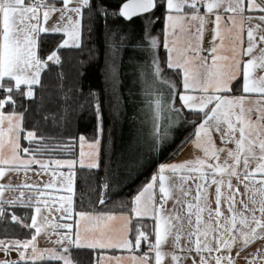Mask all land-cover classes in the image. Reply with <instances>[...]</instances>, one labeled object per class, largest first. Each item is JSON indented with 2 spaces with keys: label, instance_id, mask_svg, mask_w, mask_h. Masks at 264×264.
<instances>
[{
  "label": "snow or ice",
  "instance_id": "1",
  "mask_svg": "<svg viewBox=\"0 0 264 264\" xmlns=\"http://www.w3.org/2000/svg\"><path fill=\"white\" fill-rule=\"evenodd\" d=\"M57 12V22L48 26ZM213 15V37L204 47L206 25ZM96 18L105 29L104 51L97 45L92 55L103 56L105 87L89 88L85 94L82 83L76 86L85 102L91 101L95 118L88 162L83 135L78 160L53 159L52 153L70 152L76 138L61 140L41 127L62 128L69 116L67 106L51 115L52 109L44 103L42 75L56 70L61 94L65 101L70 99L72 89L63 90L59 70L61 50L80 49L85 28L90 37ZM157 24L160 29L155 33ZM224 30L231 34L227 52ZM50 35L55 47L42 55ZM261 45L264 0H60L59 5L55 0H0V224L11 222L27 229L23 239L0 238L4 253L0 264H38L46 258L74 264V247L101 255L106 250H127L134 264H237L250 245L264 242V75L256 74L257 69L264 70ZM126 49L131 54L125 60ZM125 64L133 69L127 94L140 97L130 100L131 116L120 91L122 77L128 74ZM104 94L111 97L110 118H115L107 130ZM251 94H257L254 100ZM125 120L130 124L127 141L123 140ZM117 122L119 150L113 135ZM184 124L192 125L189 138L202 154L179 163L157 162L158 154L185 130ZM214 134L223 146H217ZM221 153L226 154L223 159ZM45 154L50 158L44 159ZM78 165L103 168L100 205H105L108 192L134 180L145 168L155 170L131 198L127 211L77 212ZM64 167L67 171L60 170ZM29 172H47L59 182L28 183ZM20 173L25 176L23 184L3 182L9 174ZM53 189L66 194L57 197ZM169 200L174 201L171 209ZM184 205L182 216L177 206ZM21 210L27 211L18 214ZM56 213L63 223L53 221ZM117 216L123 218L121 228L109 229ZM83 221L95 229H80ZM44 231L49 240L56 237L52 241L56 247L38 246ZM13 251L18 258H11ZM246 259L248 264L257 260L264 264V244Z\"/></svg>",
  "mask_w": 264,
  "mask_h": 264
},
{
  "label": "trees",
  "instance_id": "2",
  "mask_svg": "<svg viewBox=\"0 0 264 264\" xmlns=\"http://www.w3.org/2000/svg\"><path fill=\"white\" fill-rule=\"evenodd\" d=\"M57 5L60 4V0H55ZM85 25L88 21L85 19ZM111 23V22H109ZM94 31L89 37L87 30L85 28V37L83 46L80 49H64L61 50L63 58V67L59 69L63 72V90L68 91L69 88L72 91L69 93L70 99L65 101L64 96L61 94L60 80L58 77L57 71L54 70L51 73L42 75V79L45 83L44 89V103L50 109H52L51 115H56V110L63 106L68 107V121L62 128H45L43 125L41 127L48 135H59L61 140H66L67 137H75L73 148L70 152H57L52 153L51 158H73L77 159L79 157V136L83 135L86 140L91 141L94 136V126L95 118L91 113L90 104L91 101L85 102V97L76 92V86L80 83L83 84V91L86 94L89 88L96 90H101L105 87V81L103 76L104 61L103 56L99 59H95L92 55V49L94 46H99L100 52L104 51V36L105 29L102 25V22L99 18H96L94 21ZM160 25L157 24L155 28V33H158ZM57 36L59 34H56ZM55 47V40L49 37L47 43L43 45V50L41 52L44 55L47 52H50ZM131 54L130 49L125 50V60L127 56ZM125 71L128 73L126 76L122 77L123 85L120 89L123 93L124 107L127 110V115L131 116L133 114V105L130 102L131 99L139 100V96L129 97L127 90L131 87V81L133 79V69L131 66L125 64ZM83 73V77H81ZM138 91V87L134 89ZM2 95V92H0ZM102 108L105 115V129L113 124L114 117L110 118V105L111 97L107 94L101 96ZM83 104V107L80 105ZM35 108V105H32ZM137 108L140 107L139 104L136 105ZM7 110V109H6ZM19 110V109H18ZM123 115V113H122ZM189 119H195L194 117H189ZM130 124L127 120L124 123V136L123 140H128V129ZM119 128V123L117 122L114 126L113 135L115 137V147L119 150L122 147L121 137L116 134V129ZM181 134L175 136L171 143H169L166 148L158 154L157 162L165 163L174 158H176L181 151L191 142L189 137L192 136L194 129L191 124H184ZM40 133L38 132V135ZM23 146H27V142L21 141ZM52 143H55L53 141ZM43 158H50L48 154H45ZM101 163L103 164V154ZM155 170L154 166L145 168L142 173L138 174L136 178L130 182L126 181L125 185L121 186L120 189L114 190L107 193L105 200V205H100L98 203V193L100 192V186L104 177L103 168L88 169L87 167H78L76 169V186H75V208L76 211L85 210L93 212H107V211H116L121 210L127 211V205L131 201V198L134 197L137 193V190L141 187L142 184L146 183L149 179L152 171ZM124 204L126 207L124 209L120 208V205ZM23 211L18 212L21 214ZM30 214H34V209L31 210ZM78 219V217H76ZM75 228V226H74ZM27 234V229L22 228L19 224L8 223L7 226L0 224V238L8 236L10 238H25ZM30 238V237H29ZM143 249L138 250L135 254L140 255ZM124 253H130L127 250H106L105 255H121ZM101 253L96 252L87 248H73L71 251V256L74 261V264H95L97 259L102 261L103 256ZM38 264H63V261L58 260H44L38 262Z\"/></svg>",
  "mask_w": 264,
  "mask_h": 264
},
{
  "label": "crops",
  "instance_id": "3",
  "mask_svg": "<svg viewBox=\"0 0 264 264\" xmlns=\"http://www.w3.org/2000/svg\"><path fill=\"white\" fill-rule=\"evenodd\" d=\"M214 15L210 17L209 19V23L206 25V32H205V36H204V47L206 44H209V42L211 41L212 37H213V29L215 27L214 25ZM222 29L224 28V25L222 23L221 25ZM223 43L225 44V49L224 51L227 52L228 48L230 47L231 45V34L228 33L226 30L223 31ZM245 37H246V33H245ZM219 43V41H217ZM258 52V51H256ZM258 54V53H257ZM256 74L257 75H264V70H260V69H257L256 70ZM252 95V99L254 100L255 99V96L257 94H251ZM5 153H7V148L4 149ZM223 154V153H222ZM225 156H222V158H224ZM44 159H48V158H44ZM55 159V158H53ZM60 159H69V158H60ZM34 167H39V166H34ZM80 167L79 165L77 166V168ZM76 168V169H77ZM75 169V171H76ZM61 171H67V168L64 167V168H61L60 169ZM33 172H29L28 173V176L31 175ZM45 175H49V173H43L41 176H45ZM9 180L11 181V183L13 184H23L24 183V180H25V176L23 173H20V174H9L8 176H6L4 178V181L3 182H9ZM54 194H58V195H63V192L62 190H57V189H53L52 190ZM64 194H66V192H64ZM9 195V193H6V196ZM57 222L59 223H63L64 221L62 219H57ZM122 222H123V218H120L119 216H117L115 219L111 220L109 222V229H112V230H119L122 226ZM89 224L88 221H83V222H80L79 224V227L80 229H84V228H88L86 225ZM89 235V233H88ZM90 235H92V232L90 231ZM264 244V242H254L252 245H250L245 252H243L241 254V256L237 259V264H248V259H246V257H248V254L251 253V252H255L258 248L261 247V245ZM41 248V247H40ZM132 253H124V254H121V255H116V256H111V255H105L103 256V259L104 257L107 256L108 258V261L111 262V264H117V259H119L120 261V264H134V261L132 259ZM136 255V254H135ZM103 259H102V263H103ZM256 264H260V261L257 260Z\"/></svg>",
  "mask_w": 264,
  "mask_h": 264
},
{
  "label": "rangeland",
  "instance_id": "4",
  "mask_svg": "<svg viewBox=\"0 0 264 264\" xmlns=\"http://www.w3.org/2000/svg\"><path fill=\"white\" fill-rule=\"evenodd\" d=\"M59 12L53 14L51 16V18L49 19L48 21V26H52L53 24H55L59 18ZM261 47H264V45H261ZM258 51L257 53H259V48L256 50ZM215 135V138H216V143H217V146H223L222 145V142L219 140V135L218 134H214ZM88 143L89 141L85 139L84 141V152H85V164H87L88 162V157H87V154L91 151V149L88 147ZM229 147H234V145H228ZM80 144H79V153H80ZM199 154H202L200 152V150L196 149L194 144L192 142H190L182 151L181 153L174 159L168 161V162H165V163H179V162H182L184 160H187V159H193L195 155H199ZM226 154L225 153H221V157L222 156H225ZM79 159V157L77 158V160ZM223 159V158H222ZM86 168V166H85ZM50 180L54 181V182H59V178L58 177H52L51 174L49 173V175H45V176H41V175H38L36 173H32L31 175L28 176V180L27 182L28 183H39V184H44V183H47L49 182ZM25 182V180H24ZM16 185H19V184H16ZM75 186H76V177H75ZM213 195H214V187L213 189L211 190ZM244 189L241 188V192H243ZM11 193H9L10 195ZM56 195L57 197L59 196L58 194H54ZM61 195V194H60ZM63 195H64V192H63ZM176 195H179V192L177 191ZM181 200H183L184 198L183 197H180ZM173 204H174V201L173 200H169L168 202V205L167 207L169 209H171L173 207ZM213 207H215V204L213 203L212 204ZM178 207V210L180 211V214L183 216L185 215V208H186V205H184V208H179ZM59 214L56 213L53 215V221L54 222H57V219H59ZM121 218V217H120ZM89 229H95V225L92 224L91 222H89V224L86 225ZM98 231V230H97ZM89 235H90V232H89ZM56 239V237L53 235L51 240H49L48 238V232L47 231H44L41 233V235L38 237V246L41 247V249H45V248H53V247H56V245L52 242ZM166 248L168 247V245L165 246ZM0 257L4 258V253L2 251H0ZM11 258L13 259H16L18 258V253L13 251L11 253ZM45 260H52V259H48L46 258ZM102 264H111L110 261H108V258L107 256L104 257L103 259V263Z\"/></svg>",
  "mask_w": 264,
  "mask_h": 264
},
{
  "label": "built area",
  "instance_id": "5",
  "mask_svg": "<svg viewBox=\"0 0 264 264\" xmlns=\"http://www.w3.org/2000/svg\"><path fill=\"white\" fill-rule=\"evenodd\" d=\"M209 44H206L205 47H208ZM0 259H2V257H0Z\"/></svg>",
  "mask_w": 264,
  "mask_h": 264
}]
</instances>
